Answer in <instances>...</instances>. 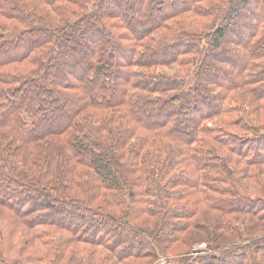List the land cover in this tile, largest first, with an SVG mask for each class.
I'll return each instance as SVG.
<instances>
[{"label":"trees","instance_id":"1","mask_svg":"<svg viewBox=\"0 0 264 264\" xmlns=\"http://www.w3.org/2000/svg\"><path fill=\"white\" fill-rule=\"evenodd\" d=\"M243 97L264 101V0H0V242L55 247L0 264H83L82 244L156 260L224 215L264 219L241 189L264 129L204 125ZM210 234L221 247L176 264H264V237Z\"/></svg>","mask_w":264,"mask_h":264},{"label":"rangeland","instance_id":"2","mask_svg":"<svg viewBox=\"0 0 264 264\" xmlns=\"http://www.w3.org/2000/svg\"><path fill=\"white\" fill-rule=\"evenodd\" d=\"M53 19H56V17L51 14L50 15ZM12 23H7V28H11ZM22 66V68H25L27 65ZM28 68V67H26ZM178 67H163L156 70L158 73H163L167 75H173L176 74L178 71ZM251 102V101H249ZM245 102L244 97L238 100V103H233V107L236 110V114H231L227 119H213L210 121H207L204 125H206L208 128L214 129L216 132L221 131H234L232 128L227 127L225 122H230L233 120H238V123L243 122V118L249 121L251 126L258 127V129H264V101H253L251 103ZM230 103V104H231ZM246 103V104H245ZM248 118H247V117ZM225 121V122H224ZM237 123V122H236ZM247 149V148H245ZM245 155H250V152H247ZM228 158H230L228 156ZM232 159V158H231ZM243 160L242 157H240L239 161H236L235 167L237 168V163H241ZM242 170V169H241ZM240 170V171H241ZM245 170V169H244ZM242 181H245V183L248 186L242 185V190L244 192H241L251 199H264V164L254 166L249 168V171H246V176H243L241 178ZM248 187V191H245V188ZM220 212L213 211L207 209L205 206H200L199 212L196 214V216L193 217V219H198L202 223V217L204 218L205 215L212 216L213 219L215 217L219 216ZM226 217L224 223H222L221 230L223 232H220V230H211L215 235L221 236L224 238L223 240L227 239V241H231L232 243H237L236 241L242 240L246 238L245 241H249L254 238H262L264 237V219H258V218H250L247 215L242 214H234V215H224ZM247 216V217H246ZM264 218V217H263ZM206 225V224H204ZM153 225H151L152 228ZM198 227V224H197ZM150 228V229H151ZM202 224H199L198 229H202ZM228 231V232H227ZM197 231H192V233H196ZM210 232H207V237L205 236L202 240V236H198V234H194V236L190 237V240H192L193 245H187L188 242V235H184L183 238L185 240L180 239L178 243L173 245L170 250L163 252L158 255V259L156 260H150V259H134V258H127L124 261L117 263V264H176L179 257V255L183 256H190L191 254L195 256L197 253L193 252L194 250L198 249L197 251L200 252H209L213 251L216 248L221 247V243L219 245L214 244L210 242L211 234ZM191 233V234H192ZM9 232L6 228V225L4 221L0 218V239H6ZM13 241L17 242V248L14 250L12 248H9L6 244V242H0V258L8 259L5 261H11L16 262L17 259L20 258H30L31 256H34L35 258H44L42 257L45 253V257L49 258L50 256H53V253H55V247L50 245L48 242H46V239H43V242H45L48 247H44L42 245H36L33 246L34 250H29L28 252L21 251V243H24L25 240L23 239V236L21 232L17 233V235L14 237L12 236ZM190 242V241H189ZM195 242V243H194ZM221 242V241H220ZM242 242V241H241ZM231 243V244H232ZM91 245H84L82 244V249L86 252L85 254H81V260L83 264H105L104 261V255L105 252L102 248H99V251H93L95 250L94 247H90ZM53 252V253H52ZM91 254H90V253ZM92 255V257H91ZM4 257V258H3ZM107 263V262H106ZM71 264H79L77 262H72ZM108 264V263H107Z\"/></svg>","mask_w":264,"mask_h":264}]
</instances>
